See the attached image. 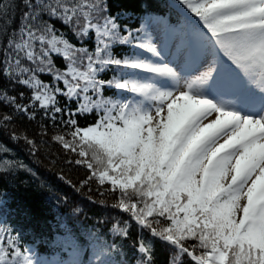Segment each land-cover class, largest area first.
I'll use <instances>...</instances> for the list:
<instances>
[{
    "label": "snow or ice",
    "instance_id": "snow-or-ice-1",
    "mask_svg": "<svg viewBox=\"0 0 264 264\" xmlns=\"http://www.w3.org/2000/svg\"><path fill=\"white\" fill-rule=\"evenodd\" d=\"M133 4L0 0V137L57 146L83 169L58 179L111 210L26 246L0 198V264H264V0ZM10 152L0 179L36 175Z\"/></svg>",
    "mask_w": 264,
    "mask_h": 264
},
{
    "label": "trees",
    "instance_id": "trees-1",
    "mask_svg": "<svg viewBox=\"0 0 264 264\" xmlns=\"http://www.w3.org/2000/svg\"><path fill=\"white\" fill-rule=\"evenodd\" d=\"M122 0H114V7L120 9ZM128 6H134L133 0H127ZM159 7L163 8L161 3ZM131 14V13H129ZM132 23L133 21H128ZM47 79V77H45ZM19 90V89H18ZM93 117H81L80 123L86 124L91 122ZM39 118L35 122L27 120L17 121L15 127L18 131L26 130L28 135H35ZM47 123V121H44ZM52 129L49 128V135ZM0 140L11 148L8 154L9 158H16L23 161L28 167L36 173L35 176L30 173L20 171L14 175L4 176L0 179V198L7 205L3 220L11 227L16 229L15 234L22 237L21 243L30 246L34 239L33 229L40 232L44 228V223L54 224L62 217L68 216L71 209L79 206L82 209L78 219L84 225H92L99 218H104L111 214L110 209H104L98 204H92L88 200V189L76 192L68 184L58 179V173L63 169L65 174L73 181H78L83 176V169H68L63 165L62 159L64 153L55 145L42 149L40 156L33 157L29 154L27 147L22 143H13L8 139L5 133ZM59 158L58 162L53 164V160ZM91 195L99 199L95 186ZM67 197V200L61 199ZM111 203V197L108 199ZM10 213V214H9ZM28 214V215H26ZM105 228L108 225H104ZM135 231H133V238ZM41 254L50 256L47 249H41ZM164 253L161 250L158 254V260L163 261Z\"/></svg>",
    "mask_w": 264,
    "mask_h": 264
}]
</instances>
